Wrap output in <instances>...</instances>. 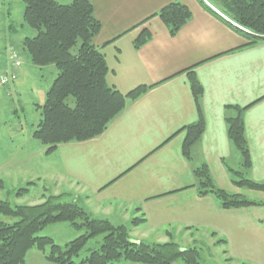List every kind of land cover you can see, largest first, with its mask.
<instances>
[{
    "label": "crops",
    "instance_id": "crops-1",
    "mask_svg": "<svg viewBox=\"0 0 264 264\" xmlns=\"http://www.w3.org/2000/svg\"><path fill=\"white\" fill-rule=\"evenodd\" d=\"M89 1L102 24L93 43L105 53L108 83L123 93L142 84L154 86L129 103L99 137L60 144L52 153L47 148L38 152L50 159L51 195L69 194L92 216L126 225L134 240L166 242L184 233V239L196 242L197 231L210 230L214 238L226 240L222 243L229 264H264V203L222 208L215 196L198 193L194 176L196 167L207 164L219 187L264 202V191L234 183L235 172L264 183V42L244 46L245 38L199 0ZM174 1L188 5L193 15L171 36L153 15ZM144 29L152 38L136 49L134 41ZM47 67L57 74L52 65L40 68ZM189 69L204 87L206 121L191 160L182 153V129L196 122L199 113ZM233 106L245 108L249 167L243 166L241 152L228 137L226 118L237 114ZM35 176L43 178L38 172ZM22 196L13 201L0 194V200L23 204ZM46 196L41 193L32 200L41 202ZM134 217L145 221L134 225ZM25 264L52 263L32 249Z\"/></svg>",
    "mask_w": 264,
    "mask_h": 264
},
{
    "label": "trees",
    "instance_id": "trees-1",
    "mask_svg": "<svg viewBox=\"0 0 264 264\" xmlns=\"http://www.w3.org/2000/svg\"><path fill=\"white\" fill-rule=\"evenodd\" d=\"M23 1L24 22L35 30V35L24 38V52L34 65H53L57 70L44 104L38 105L41 117L33 133L36 139L47 146V153H52L63 143L99 137L129 103L154 86L142 84L123 93L108 83L109 66L105 53L93 43L102 24L95 15L91 1ZM208 1L228 19L216 13L205 1L199 0L245 38L247 43L244 46L264 42V0ZM192 15L188 5L174 1L163 6L153 16H158L170 35L175 36L191 20ZM151 38L152 33L144 29L134 41V47L141 48ZM14 51L18 53L22 64L21 52ZM188 75L199 113L196 122L182 129L186 131L182 153L191 160L193 146L206 130V121L201 108L204 87L194 71L189 69ZM233 108L237 114L226 118L228 137L241 152L243 166L249 167L252 161L243 116L245 108ZM235 173L239 177L234 179L238 187L264 191L263 182L249 179L243 172ZM194 176L198 193L201 196H215L222 208L264 203L219 187L207 164L196 167ZM28 190L27 187L19 188L15 194L21 196ZM67 196V193L50 195L37 204L0 200V264H25L32 249L40 251L52 264H116L120 261L201 264V251L197 246L182 248L174 240H134L126 225H115L108 219L94 217L77 200L71 196L66 199ZM8 218L16 220L10 222ZM142 221H145L144 217H134L132 224L138 225ZM58 222H69L77 230L85 231L65 246L58 244L51 236L39 235L46 226ZM97 238H101L97 240L98 245L89 246L90 241ZM219 241L226 242L225 239Z\"/></svg>",
    "mask_w": 264,
    "mask_h": 264
},
{
    "label": "rangeland",
    "instance_id": "rangeland-1",
    "mask_svg": "<svg viewBox=\"0 0 264 264\" xmlns=\"http://www.w3.org/2000/svg\"><path fill=\"white\" fill-rule=\"evenodd\" d=\"M24 10L23 0H0V180L3 181L0 183V194L15 201L17 195L15 196L13 192L27 187L28 194L22 196L20 203L37 204L40 202L32 199L39 197L41 193H46L47 196L54 193V182L47 175L51 172L50 159L45 153L41 156L38 154L47 146L36 139L33 133L41 117L38 105L44 104L47 91L56 74L49 67L41 69L33 65L28 55L27 61L23 59L25 54L23 40L26 36L35 35V30L24 22ZM10 50L21 52L22 64L16 69L18 74L16 79L12 78L15 69L9 59ZM28 62L33 67H29ZM5 76H8L10 81L3 84L1 79ZM36 172L43 178H36ZM247 194L250 193H245L247 197H253ZM66 199L70 197L67 196ZM7 220L14 222L16 219ZM84 231L77 230L69 222H58L46 226L39 235L51 236L58 244L65 246ZM195 235L196 242L184 239V233L175 234L172 240L183 246L196 245L201 251V264H229L230 260L227 259L230 258L225 252L227 247L219 238L213 237L212 231L201 229ZM100 239H92L89 246H97V240ZM125 263L131 262L120 261L116 264Z\"/></svg>",
    "mask_w": 264,
    "mask_h": 264
},
{
    "label": "built area",
    "instance_id": "built-area-1",
    "mask_svg": "<svg viewBox=\"0 0 264 264\" xmlns=\"http://www.w3.org/2000/svg\"><path fill=\"white\" fill-rule=\"evenodd\" d=\"M205 2H206L208 5H210V6L212 7V5H211L207 0H205ZM214 9H215V8H214ZM216 11H217V10H216ZM224 18L228 19L226 16H224ZM9 58H10V60L12 61L13 67H14V69H15V71L13 72V76H12V78H13V79H16L17 76H18V74H17V70H16V69H17L18 67H20V65H21L20 57H19V55H18V53H17L16 51H14V50H10ZM9 81H10V78H9L8 76H5V77H3V78L1 79V82H2L3 84L9 83Z\"/></svg>",
    "mask_w": 264,
    "mask_h": 264
}]
</instances>
